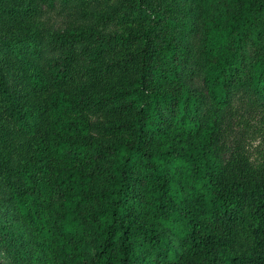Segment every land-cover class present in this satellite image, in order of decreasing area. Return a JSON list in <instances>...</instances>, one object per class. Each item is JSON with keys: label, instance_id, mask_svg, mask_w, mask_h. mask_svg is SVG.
Here are the masks:
<instances>
[{"label": "trees", "instance_id": "obj_1", "mask_svg": "<svg viewBox=\"0 0 264 264\" xmlns=\"http://www.w3.org/2000/svg\"><path fill=\"white\" fill-rule=\"evenodd\" d=\"M238 1L234 13L226 0L203 21L204 96L179 80L182 35L171 14L148 8L149 23L136 34L135 82L102 94L118 98L128 118L112 127L108 145L91 144L76 118L81 85L65 87L66 60L49 61L47 116L10 100L32 140L12 196L27 264H85L88 237L93 264H264V0ZM158 22L161 45L149 63V34ZM193 71L199 73L183 70L184 77ZM31 78L39 88L48 80L37 71ZM241 86L248 90L239 94ZM234 128L236 142L228 149L217 143ZM104 157L109 166L101 174Z\"/></svg>", "mask_w": 264, "mask_h": 264}, {"label": "rangeland", "instance_id": "obj_2", "mask_svg": "<svg viewBox=\"0 0 264 264\" xmlns=\"http://www.w3.org/2000/svg\"><path fill=\"white\" fill-rule=\"evenodd\" d=\"M222 3L226 0H0V264H25L22 258L28 252L12 196L19 188L17 172L31 151L32 140L17 125L10 100L17 103L16 109L38 107L40 115L47 116L49 61L62 66L66 60L65 87L81 85V92L76 94L81 100L76 118L91 144L108 145L113 141L112 127L128 118L121 113L118 98L102 94L135 82L141 49L136 34L149 23L145 16L148 8L171 14L175 33L182 35L177 47L181 48L177 55L179 80L204 96L198 64L203 21ZM226 5L228 12L234 13L239 1ZM204 7L208 11L203 13ZM152 27L146 49L149 63L160 48L163 24ZM77 30L85 31L82 39L69 37ZM249 61L247 56L246 64ZM187 69L199 73L193 71L184 77L183 70ZM34 71L48 79L42 88L32 82ZM247 90L242 87L239 94ZM206 104L203 99L197 105L201 120L205 119ZM242 106L235 104L236 109ZM236 129L217 143L228 149L239 138ZM97 166L102 174L109 160L104 157ZM94 253L88 237L83 244L85 264L94 263Z\"/></svg>", "mask_w": 264, "mask_h": 264}]
</instances>
